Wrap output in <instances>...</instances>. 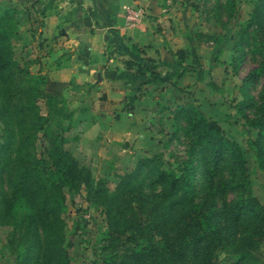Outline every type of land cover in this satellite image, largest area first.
Instances as JSON below:
<instances>
[{
	"label": "trees",
	"instance_id": "1",
	"mask_svg": "<svg viewBox=\"0 0 264 264\" xmlns=\"http://www.w3.org/2000/svg\"><path fill=\"white\" fill-rule=\"evenodd\" d=\"M37 1L42 2L31 0L30 6ZM165 2L146 0L148 13L155 16ZM231 3L226 0L214 6H225L232 16ZM49 5L43 3L40 11ZM14 10L13 6L0 8V209L16 219L10 243L20 264H70L63 188L78 191L82 183L89 200L102 189L99 181L93 183L89 168L63 146L72 117L62 93L66 82L43 74L32 78L27 67L18 63L14 64L18 78L13 75L7 44ZM231 37L232 47L239 50L235 59L247 50L260 57L241 78V98L234 107L245 125L255 130L247 146L255 165L264 171V0H251L247 17ZM129 51L138 55L142 49L131 43ZM174 54L178 63L185 57L183 48ZM122 64L135 74H153L155 61L140 56L123 59ZM259 77L262 84L256 100L252 89ZM38 100L43 102V114L38 111ZM12 106L27 112L25 107L30 115L31 131L19 138L9 123L12 113L7 107ZM180 110L185 117V158L169 170L159 167L154 156H144L132 170L117 175L111 192L102 194L106 229L92 257L80 264H264L257 256L264 206L250 193L244 148L197 107ZM21 121L19 116L17 123ZM26 143L32 146L28 149ZM197 169L201 175L198 188ZM148 179L161 186L155 196L143 190ZM226 190L232 193L229 204L219 202ZM19 205L24 210L18 211ZM160 230L161 236L155 237Z\"/></svg>",
	"mask_w": 264,
	"mask_h": 264
},
{
	"label": "rangeland",
	"instance_id": "2",
	"mask_svg": "<svg viewBox=\"0 0 264 264\" xmlns=\"http://www.w3.org/2000/svg\"><path fill=\"white\" fill-rule=\"evenodd\" d=\"M216 2L223 4L226 0L165 2L164 10L158 12L164 17L155 23L164 45L149 50L156 63L153 74L143 85L136 87V83L127 81L124 91L116 93L117 85L110 84L109 89L114 93L108 99L99 88L88 91L84 83L66 82L62 93L65 107L72 111V117L71 125L64 132L66 140L63 146L80 164L89 168L93 183L99 181L98 186L102 189L98 195H91L89 200L82 183L78 191L63 188L62 215L70 264H80L91 258L97 249L106 229L102 194L111 192L118 174L132 170L136 161L144 156H154L159 167L169 170H174L176 163L185 158L187 145L182 131L185 117L180 110L184 106L197 107L204 116L214 120L227 138L244 148L250 193L264 206V171L255 165L247 146V138L253 136L255 130L245 125L234 107L241 98V78L260 60L258 55L248 50L237 60L234 55L239 50L232 47L231 36L247 17L251 0H232V16L225 6L215 8ZM30 3L31 0H0V8H15L9 20L12 32L7 44L10 68L16 78L15 63L26 66L32 78L42 74L49 77L53 67L68 58V51L61 49L64 37L60 35V25L50 31L46 23V12L51 11V6L42 12L43 2H33L32 6ZM107 48L103 49L105 54L118 53ZM177 48L185 51L180 63L175 59ZM97 57L104 61L100 54L94 55ZM79 60L78 63H82ZM91 60L90 57L88 62ZM116 61L113 60L111 65L114 70L119 64ZM261 84L262 78L259 77L252 89L256 100ZM1 96L0 91V100ZM36 105L43 114V102L38 100ZM23 110L28 112L25 107ZM7 111L12 113L9 123L15 138L31 131L27 112H20L13 106L7 107ZM19 116L20 124L17 123ZM31 146V143H26V148ZM224 171L223 168L222 173ZM194 178L198 188L201 183L198 169ZM160 188L159 184L148 179L143 190L155 196ZM4 190L6 194L9 192L6 184ZM198 194L199 191L197 197ZM231 199L232 193L226 190L219 202L224 200L229 204ZM17 210L24 208L19 205ZM15 222L16 219L0 209V264H20L10 243ZM162 233V230L155 231V237ZM20 247H16L17 251ZM218 255L222 253L218 252ZM257 256L264 262V231Z\"/></svg>",
	"mask_w": 264,
	"mask_h": 264
},
{
	"label": "crops",
	"instance_id": "3",
	"mask_svg": "<svg viewBox=\"0 0 264 264\" xmlns=\"http://www.w3.org/2000/svg\"><path fill=\"white\" fill-rule=\"evenodd\" d=\"M41 1L49 2L52 9L46 12V23L50 31L60 25V35L64 37L61 49L68 51V58L49 72L51 79L67 83L78 81L84 83L88 91L99 88L106 93L108 99L111 98V93H114V90L109 89L110 84H116V93H119L127 87V81L136 83L137 87L150 79V73L135 74L122 64V60L126 58L150 56L154 59L149 50L164 45L160 33L155 29V23L161 21L164 16L159 13L155 17L150 15L146 0ZM168 1L172 0H166ZM125 5H139L143 8V15L137 24L126 26L123 23L122 10ZM160 10L163 11L164 8ZM81 33H84V40L78 38ZM131 43H135L142 52L138 55L131 53ZM106 47L109 51L116 50L118 53L105 54L103 49ZM98 54L104 57V61H100L99 57L94 58V55ZM90 57L92 60L88 62ZM119 58H122L121 65ZM78 60L82 63H78ZM113 60L119 63L116 70L111 67Z\"/></svg>",
	"mask_w": 264,
	"mask_h": 264
},
{
	"label": "built area",
	"instance_id": "4",
	"mask_svg": "<svg viewBox=\"0 0 264 264\" xmlns=\"http://www.w3.org/2000/svg\"><path fill=\"white\" fill-rule=\"evenodd\" d=\"M143 15V8L139 5H125L122 10L123 23L126 26L137 24Z\"/></svg>",
	"mask_w": 264,
	"mask_h": 264
},
{
	"label": "water",
	"instance_id": "5",
	"mask_svg": "<svg viewBox=\"0 0 264 264\" xmlns=\"http://www.w3.org/2000/svg\"><path fill=\"white\" fill-rule=\"evenodd\" d=\"M78 38H79L80 40H84V39H85L84 33L79 34Z\"/></svg>",
	"mask_w": 264,
	"mask_h": 264
}]
</instances>
